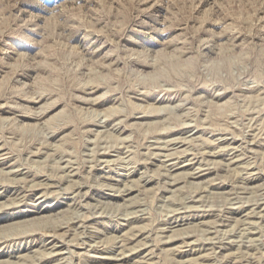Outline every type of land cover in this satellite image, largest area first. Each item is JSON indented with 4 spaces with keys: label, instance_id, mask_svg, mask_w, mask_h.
Wrapping results in <instances>:
<instances>
[{
    "label": "rangeland",
    "instance_id": "374dc122",
    "mask_svg": "<svg viewBox=\"0 0 264 264\" xmlns=\"http://www.w3.org/2000/svg\"><path fill=\"white\" fill-rule=\"evenodd\" d=\"M0 264H264V0H0Z\"/></svg>",
    "mask_w": 264,
    "mask_h": 264
},
{
    "label": "bare ground",
    "instance_id": "6f19581e",
    "mask_svg": "<svg viewBox=\"0 0 264 264\" xmlns=\"http://www.w3.org/2000/svg\"><path fill=\"white\" fill-rule=\"evenodd\" d=\"M212 153H213V152H212ZM216 153H217V152H216ZM216 153H215V154H216ZM256 175H257V174H256ZM244 179H245V178H244ZM234 198H235V197H234ZM188 205H189V204H188ZM247 232H248V231H247ZM232 236H233V235H232ZM254 239H255V238H254ZM257 242H258V241H257ZM257 242H256V243H257ZM220 245H221V244H220ZM244 247H245V246H244Z\"/></svg>",
    "mask_w": 264,
    "mask_h": 264
}]
</instances>
